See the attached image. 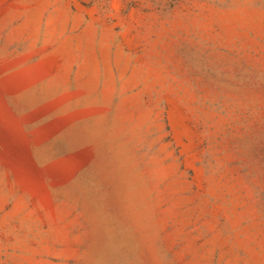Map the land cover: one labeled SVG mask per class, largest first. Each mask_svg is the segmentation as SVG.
I'll list each match as a JSON object with an SVG mask.
<instances>
[{
  "label": "rangeland",
  "instance_id": "374dc122",
  "mask_svg": "<svg viewBox=\"0 0 264 264\" xmlns=\"http://www.w3.org/2000/svg\"><path fill=\"white\" fill-rule=\"evenodd\" d=\"M0 264H264V0H0Z\"/></svg>",
  "mask_w": 264,
  "mask_h": 264
}]
</instances>
